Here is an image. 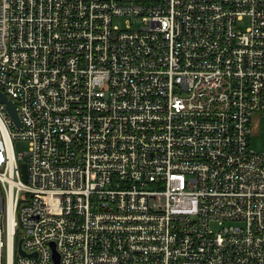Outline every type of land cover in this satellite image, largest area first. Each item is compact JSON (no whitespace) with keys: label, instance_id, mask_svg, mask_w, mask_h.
<instances>
[{"label":"built area","instance_id":"2783aa9c","mask_svg":"<svg viewBox=\"0 0 264 264\" xmlns=\"http://www.w3.org/2000/svg\"><path fill=\"white\" fill-rule=\"evenodd\" d=\"M0 93V264H264V0H0Z\"/></svg>","mask_w":264,"mask_h":264},{"label":"rangeland","instance_id":"374dc122","mask_svg":"<svg viewBox=\"0 0 264 264\" xmlns=\"http://www.w3.org/2000/svg\"><path fill=\"white\" fill-rule=\"evenodd\" d=\"M248 19L242 23V26L247 23ZM260 133L251 138L250 145L253 148L254 151L256 152H262L264 151V116L260 117ZM15 148L17 152H24L26 151V143L22 141H16L15 142Z\"/></svg>","mask_w":264,"mask_h":264},{"label":"water","instance_id":"95a60500","mask_svg":"<svg viewBox=\"0 0 264 264\" xmlns=\"http://www.w3.org/2000/svg\"><path fill=\"white\" fill-rule=\"evenodd\" d=\"M0 99L3 101V102H7V105H8V111H9V113H10V115L12 116V118L18 123V124H20V121H19V117H18V115H17V112H16V108H15V106L11 103V102H8V101H6V97L2 94V93H0ZM22 172H23V177H24V179H26L27 178V165L26 164H23L22 165ZM22 240H20L19 242H18V252H19V254L20 255H22V256H25V255H27L26 254V252L23 250V248H22Z\"/></svg>","mask_w":264,"mask_h":264},{"label":"bare ground","instance_id":"6f19581e","mask_svg":"<svg viewBox=\"0 0 264 264\" xmlns=\"http://www.w3.org/2000/svg\"><path fill=\"white\" fill-rule=\"evenodd\" d=\"M13 224V220H12V218H11V225Z\"/></svg>","mask_w":264,"mask_h":264},{"label":"trees","instance_id":"16d2710c","mask_svg":"<svg viewBox=\"0 0 264 264\" xmlns=\"http://www.w3.org/2000/svg\"><path fill=\"white\" fill-rule=\"evenodd\" d=\"M18 238V237H17Z\"/></svg>","mask_w":264,"mask_h":264}]
</instances>
